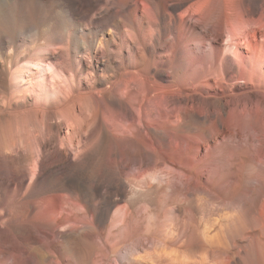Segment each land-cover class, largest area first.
Segmentation results:
<instances>
[{"label":"bare ground","instance_id":"6f19581e","mask_svg":"<svg viewBox=\"0 0 264 264\" xmlns=\"http://www.w3.org/2000/svg\"><path fill=\"white\" fill-rule=\"evenodd\" d=\"M0 264H264V0H0Z\"/></svg>","mask_w":264,"mask_h":264}]
</instances>
